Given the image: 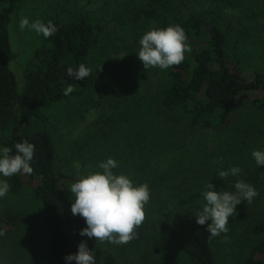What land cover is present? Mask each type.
<instances>
[{
	"label": "trees",
	"instance_id": "trees-1",
	"mask_svg": "<svg viewBox=\"0 0 264 264\" xmlns=\"http://www.w3.org/2000/svg\"><path fill=\"white\" fill-rule=\"evenodd\" d=\"M22 1L0 0V144L13 154L18 142L35 145L30 184L49 236L43 261L68 264L65 257L86 241L96 264H169L171 253L181 254L187 264H217V237L209 240L206 225H197L194 213L206 203L202 192L210 176L220 191H235V182L230 186L214 176L219 168L227 169L231 152L232 162L243 170L246 165L236 161L245 151L243 143L257 144L255 132L264 129V119H250L237 129L230 123L231 110L250 93L255 95L252 103L264 111V70L247 59L257 54L249 46L256 36L264 56V37H259L264 0H102V10L93 11L71 0L56 13L66 18L51 20L58 31L48 38L38 35L40 45L20 92L9 64ZM176 24L184 29L192 51L178 67L144 70L137 56L141 37L152 28ZM81 63L92 69L91 75L81 81L69 77L68 67ZM69 86L73 92L64 95ZM89 112L95 113L93 119L78 130ZM246 130L249 142L243 140ZM210 131L218 137L219 153L209 154ZM109 157L118 161L114 173L128 175L137 185L146 183L151 193L138 238L114 249L80 235L87 225L72 214L75 197L69 189L81 175L102 172L98 165ZM256 166L258 185L252 182L264 193V166ZM5 180L12 194L25 186L19 174ZM229 221L238 220L232 216ZM19 224L18 214L4 213L0 241L22 232L14 227ZM245 226L264 231L262 222ZM248 250L241 264H264V238Z\"/></svg>",
	"mask_w": 264,
	"mask_h": 264
},
{
	"label": "clouds",
	"instance_id": "clouds-1",
	"mask_svg": "<svg viewBox=\"0 0 264 264\" xmlns=\"http://www.w3.org/2000/svg\"><path fill=\"white\" fill-rule=\"evenodd\" d=\"M21 31L33 30L48 38L58 29L51 21L44 23L37 19L30 22L22 17L19 21ZM141 47L137 52L144 70L159 68L167 70L178 67L185 60V54L192 51L184 29L179 25H169L166 28H152L139 41ZM123 57V56H122ZM121 57V58H122ZM102 70V65L98 68ZM97 69V70H98ZM92 69L81 63L78 68L68 67L67 75L76 80H85L91 75ZM69 86L64 95L73 92ZM35 145L28 140L15 144V154L9 147L0 148V175L12 177L17 174L30 175L34 169L31 162L34 158ZM252 156L258 166H264V150H254ZM219 162V161H218ZM102 172H89L81 175L70 186V192L75 199L71 205L74 216H80L86 222V227L80 235L95 238L101 243L125 245L138 238V229L146 220V205L150 202L149 186L135 184L126 174H116L113 169L118 167V161L107 158L98 165ZM241 168L233 166L220 169L217 177L227 180L229 176H239ZM214 185L208 183L202 192L205 204L195 210V222L199 226L206 225L210 233L209 240L227 233L229 218L237 214L236 206L242 201L251 205L259 195L254 186L237 179L233 185L235 191H216ZM10 191L7 180H0V198ZM211 221L210 223H207ZM0 235H4L0 231ZM68 264H96L93 250L86 241L78 246V252L65 257Z\"/></svg>",
	"mask_w": 264,
	"mask_h": 264
},
{
	"label": "rangeland",
	"instance_id": "rangeland-1",
	"mask_svg": "<svg viewBox=\"0 0 264 264\" xmlns=\"http://www.w3.org/2000/svg\"><path fill=\"white\" fill-rule=\"evenodd\" d=\"M65 3L69 5L71 4V0H23V7L20 10V19L22 17H27L29 18L30 22H34L37 19L46 22L56 19V17L58 19H65L66 15L56 14L60 12V6ZM76 5H80L84 10L88 11H93L97 8L102 10L103 1L77 0ZM19 21L20 20L15 21V27L18 28V31H16L17 35L15 39H13L14 34L12 35L9 65L11 70L15 73L18 82V90L22 92L25 86V70L27 69V65L32 61L34 56L33 52L36 50L38 44L40 45V39L38 38L39 34L33 30L25 29L24 31H21L19 29ZM260 36L264 37V32H259V37ZM260 43H262L261 39H258L257 36L254 37L249 46L252 53H254L257 49V54L255 56L252 55L254 60L250 59L249 56L247 59L250 60L252 64L254 63V65H256L258 68L264 70V56H262V54H260L258 51V46ZM114 54L115 57H120L119 53L115 52ZM244 70H247L248 72L250 69ZM252 98H255L254 93H250L249 96L240 100L231 110L230 123L231 125L233 124V126H235L234 129H237L238 125L240 124H248L250 119L251 121L255 120L259 123H263L264 111H261L252 103ZM90 112L87 113L88 117H86V121H81L77 128L78 130H83L85 127L84 124L89 123L91 119H93L94 115L92 114L95 113ZM52 113L53 111L50 109L48 114L51 115ZM255 114L258 115L256 119L251 117ZM233 126L231 127L233 128ZM226 130L221 132H225ZM242 132L244 133L243 140L249 142V140L246 138L247 130ZM207 134L210 139V142L207 145L209 154L212 151L219 153V150L215 151L217 145L220 147V142L217 135H214V133L211 131ZM75 135L78 136V131L75 132ZM255 135H257V137L254 140L257 144L252 143V146L247 147L246 143H243L245 149L243 153L245 154L241 153L236 158V161H241L246 165L241 171L240 175L238 177L229 176L227 180L214 176L215 180L223 179L222 181L229 182L226 184L230 186H232L237 178L241 177V179H243L245 182L254 186L259 193L251 205L248 206L246 202L242 201L236 206V209L237 207L240 208L237 209V214L234 215V217L238 220L237 223L229 221V231L227 233H221L219 236H217L214 246L217 264H241L242 258H244L246 252L249 251L248 247L251 244H256L258 241H261V239L264 238V231L260 230L261 232H255L249 227L247 229L245 226L247 222L250 224V226H255L260 222H262L264 225V193H261V188H257L252 182V179H254L256 183L258 182L257 174L255 173L256 168L258 167L256 166V162L252 161V152L254 150H264V129L260 128V131H256ZM224 141L230 144L229 138L226 136L224 137ZM239 145L240 143L237 146ZM0 148H2L1 144ZM233 157V152L228 154V162L230 164L228 165L227 169L236 166L232 162ZM217 159L219 161L217 162L222 164V158L218 157ZM250 163L252 165H250ZM214 168L217 167H211V169ZM249 170L251 173H248ZM100 171H102V169H100ZM19 175L25 181V186L17 194L8 192L5 197L0 198V217H3V214L6 212L18 214L20 217L21 226L19 224L17 226L14 225V227L15 229L17 227L22 228V232L20 230V233L16 234L13 238L10 237L5 241H0V264H48L43 261V248L49 236L48 232L42 227L41 205L40 202L35 198L32 190V184H30V181H32L33 177L32 174ZM210 177L213 179V175ZM210 177V181H205L204 186L208 183H211L212 179ZM5 179L6 177L0 175V180ZM214 190L220 191V186L214 187ZM247 214L249 217L247 220H245ZM3 225L6 228L9 227L8 223H4ZM18 236H23L22 241L19 240ZM111 246V248L114 249L116 245L111 244ZM20 247L22 248L21 256H19L20 254H17V250ZM131 257L136 260L134 255ZM169 259V264H187L185 258L182 257L181 254L173 255V253H171L169 255Z\"/></svg>",
	"mask_w": 264,
	"mask_h": 264
}]
</instances>
